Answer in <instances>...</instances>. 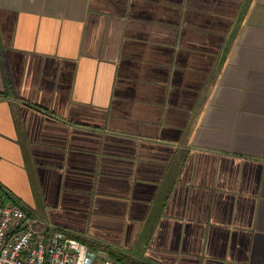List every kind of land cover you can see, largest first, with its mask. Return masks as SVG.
<instances>
[{
    "label": "crops",
    "instance_id": "obj_1",
    "mask_svg": "<svg viewBox=\"0 0 264 264\" xmlns=\"http://www.w3.org/2000/svg\"><path fill=\"white\" fill-rule=\"evenodd\" d=\"M0 188L124 264H264V0H0Z\"/></svg>",
    "mask_w": 264,
    "mask_h": 264
},
{
    "label": "built area",
    "instance_id": "obj_2",
    "mask_svg": "<svg viewBox=\"0 0 264 264\" xmlns=\"http://www.w3.org/2000/svg\"><path fill=\"white\" fill-rule=\"evenodd\" d=\"M0 264H122L91 251L57 229L40 227L17 205L0 198Z\"/></svg>",
    "mask_w": 264,
    "mask_h": 264
},
{
    "label": "trees",
    "instance_id": "obj_3",
    "mask_svg": "<svg viewBox=\"0 0 264 264\" xmlns=\"http://www.w3.org/2000/svg\"><path fill=\"white\" fill-rule=\"evenodd\" d=\"M0 198H1V200H2V203L3 204H13V205H17V206H20L19 204H18V202L15 200V199H13V197L12 196H10L5 190H3V189H1L0 188ZM21 207V206H20ZM22 208V207H21ZM23 209V208H22ZM80 242H82L81 240H79ZM83 243V242H82ZM89 248V247H88ZM102 251H106L105 249L106 248H100ZM113 256V254L112 255H109L108 257L110 258V259H113V260H116V261H118V262H121L122 264H124V262L122 261V258H121V256H119L118 258L116 257V258H113L112 257Z\"/></svg>",
    "mask_w": 264,
    "mask_h": 264
},
{
    "label": "rangeland",
    "instance_id": "obj_4",
    "mask_svg": "<svg viewBox=\"0 0 264 264\" xmlns=\"http://www.w3.org/2000/svg\"><path fill=\"white\" fill-rule=\"evenodd\" d=\"M100 255H101V256H106V254L103 253V252H100ZM106 257H108V256H106ZM108 258H109V257H108Z\"/></svg>",
    "mask_w": 264,
    "mask_h": 264
}]
</instances>
